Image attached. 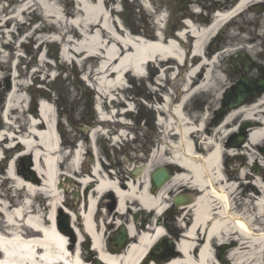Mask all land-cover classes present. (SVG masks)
<instances>
[{
  "label": "bare ground",
  "instance_id": "obj_1",
  "mask_svg": "<svg viewBox=\"0 0 264 264\" xmlns=\"http://www.w3.org/2000/svg\"><path fill=\"white\" fill-rule=\"evenodd\" d=\"M108 1L76 0L77 13L68 18L70 14L63 12L56 0H8L9 7L15 5L8 20L21 25L24 13L35 14L43 19V24L50 22V26L38 25L35 32H49L50 29L62 31L56 33L59 36L56 39L66 41L62 52L63 61L70 62L76 58L81 67L93 64L84 79L93 81L103 97L106 94L112 97L118 91L117 88L123 86L122 75L125 71L133 70L139 75L147 61L166 66L161 77L177 69L176 76L171 74L169 78L166 77L169 80V92L165 91L162 98L157 97V101H161L159 110H162H158L163 134L161 147L150 156V160L134 178L124 183L122 175L109 173L107 164L99 158L97 140L105 133L95 130L89 134L93 148L91 171L84 176L88 172L84 169L79 171L84 157L83 148L76 147L74 153L66 157L56 135L53 141L52 133L46 130L51 122L50 110L41 107L40 116H37L39 122L35 125L24 119L23 111L20 115L23 118L20 130L10 137L5 136L6 132L1 133L0 148L10 140L16 144L8 150L22 148L23 155L33 156L39 181L18 172L6 173L4 184L11 185L14 191L12 194L11 189L7 188L4 193L0 192V264H60V261L65 264H140L148 250L164 239L163 230L154 224L152 218L162 213L170 197L183 187H187L191 195L186 194L184 197L188 203L174 210L185 222L183 229L176 228L177 233H181V240L177 250L172 252L167 243L160 246L166 257L171 256L163 264H223L222 260H217L219 246H225L232 264H264V93L249 104L230 109L223 121L213 128L208 125L205 114L193 116L187 110V103L193 96L201 97L203 102H207L208 108L212 107L216 91L225 84L224 71L219 67L221 56L245 51L247 57L251 58L259 45L264 47V15H261L258 23L262 33L248 29L243 33L232 34L228 30L227 38L233 44L223 48L213 59H207L206 54L202 57L203 46L209 36L222 25L233 24L236 18L249 13L251 5L260 0H206L213 5L216 1L218 8L210 16L208 25L197 23L203 18L195 7L194 15L188 13L181 30L163 33L158 28L151 36L138 33L136 35L149 37L150 40L139 36L136 43L122 28L120 20L112 19L113 9L109 7ZM142 2L146 11L153 13L149 0ZM1 10L5 12V6ZM165 19L166 13H162L156 23L161 25ZM52 24H56V29ZM71 36L79 38L77 45L72 43ZM258 39H263V42H256ZM190 42L193 43L191 46L187 44ZM256 64L251 62L253 67ZM158 91L163 90L159 87ZM16 103V99L11 98L3 108L2 117L8 121V130L13 127L9 117L19 110ZM98 110L102 125L110 126L108 121L114 116L107 118L100 107ZM248 120H261L262 124H246L254 127L248 132L246 142L240 149L244 150L248 161L230 173L228 169H222L221 158L236 150L227 148L224 141L236 132L237 121ZM114 125L120 126L116 122ZM22 132L31 141L23 142L25 147L17 142ZM120 133L125 136L124 129ZM118 138L121 139L119 134ZM200 149L205 151L204 155L196 152ZM166 155L171 157L166 158ZM154 159L173 165L175 173L162 188L151 194L149 177ZM63 165L69 171L66 172L68 176L73 174L79 177L80 194L70 190L74 187L72 184L65 193L75 199L83 195V212L75 217L72 214L71 222L79 245L83 237L89 242L90 249L71 250L65 234L55 226V212L62 206V195L56 182L62 175L59 171ZM254 165L259 169L257 174L253 171ZM137 168L134 166V169ZM244 182H247V190L239 192L237 183ZM108 194L116 200L115 216L120 220L138 210L149 213L151 217L147 225L128 222L127 232L131 242L119 253L107 244L104 222H98L95 216L99 200ZM180 195L182 193L177 196ZM138 229L143 231L139 232ZM154 258L158 260L156 256Z\"/></svg>",
  "mask_w": 264,
  "mask_h": 264
},
{
  "label": "rangeland",
  "instance_id": "obj_2",
  "mask_svg": "<svg viewBox=\"0 0 264 264\" xmlns=\"http://www.w3.org/2000/svg\"><path fill=\"white\" fill-rule=\"evenodd\" d=\"M194 1L195 3L193 4V7L199 8L205 18V21L196 20L197 23H200L203 26L208 25L210 22V16H213L218 8H216V6H213L211 2H207L205 0ZM56 2L59 4L63 12H68L70 14V17L68 18H71L77 13L75 9L76 4L73 0H56ZM149 2L154 9V13L146 11V8H144L143 2L141 0H122L121 2L119 0H109L108 5L110 8H115L116 6L117 9L122 10V13L119 14L115 19H120L125 29H128L131 33L134 34L146 33L151 36L153 31L155 30V26L151 19H157L162 13L167 14V18L161 24L164 29L163 33H166V31L169 30H171L173 33L174 31L182 29L181 27H177V24L173 22L174 20L172 22L170 21L169 23L167 0H149ZM4 6L6 9L5 12H1V9ZM14 8L15 5L9 7L8 0H0V24H2L5 19H8L10 16H12ZM32 10L33 8L31 9V11ZM261 15H264L263 6H261L260 9L255 7L246 15L238 17L233 24L229 25L223 30V34L218 37V41L215 44L214 50L211 51L210 46L207 51H210L211 53H214L215 51L221 52V50L228 47L230 43L233 44V42H230L229 38H227L229 36V32L232 34L243 33L244 31L249 29L257 31L258 33H262L258 23V19L261 17ZM35 18L37 23L33 22L34 24L39 26L41 25V27L50 26V22L48 21L43 24V19L39 15H36ZM112 19H114L113 15ZM21 20L26 24L17 25L15 22L10 20L7 21L3 27H0V130L6 132L7 137L13 136L15 133L17 134V132L20 130V126L23 124L21 120L23 118L20 117L23 111L25 112L24 119H26L28 123H30L31 125L37 124L39 122V120L37 119V114L39 115L38 103L42 101L44 103L42 104V107L48 108V110H50L51 112V122L49 124V128L46 130L52 133L53 141L55 135L57 138L58 133V137L62 138L61 142L64 143V145L71 147H73V145L74 147L81 146L84 150V157L82 159L81 168H84L87 172H89L92 161L89 160L88 156L89 154H91V151H93V148L89 147L90 144L89 142H87V134L91 133L95 129L97 130V125L99 124L97 115L98 117L100 115V112L98 110L99 99L96 94L95 84L91 80L89 81L84 79L85 73H87L89 67L93 66V64H87L86 66L81 67L76 58H74L71 62H65L61 59L59 54L61 45H59V42L54 41L57 40L56 38H59L56 33L62 31H57V29L55 28L56 24H52V27H54L56 31L50 29L49 32L39 33L33 31V24L30 25L32 15H22ZM69 20L70 19H68V22H70ZM249 20L253 21V23L251 24ZM228 30L229 32L227 33ZM52 33L54 34L52 36L53 42H47L45 38L47 36H51L50 34ZM40 37H44L43 40L45 41L44 44H42L40 47H37L38 43L42 42ZM256 42H263V39H258L256 40ZM187 44L190 46V43ZM44 52H47L46 57L43 55ZM256 53L258 54L256 55ZM238 54L221 56L219 67L224 71L222 75L224 76L223 80L225 81V84L220 89H218V91H216L212 107L208 108L207 102H203L202 98L197 96H193L192 98H190L187 103V110L189 111V113H191V115L193 116H201L202 114H205V117L208 118V125H210L211 118H213V112L221 107V102L227 89L235 86L238 81L244 76L248 78H257L258 76V72L255 67L248 73H245L243 71L234 73L231 71V58L234 55ZM46 59H49V61H51V64L47 63ZM251 59L258 64H264L263 45H259L256 48L255 54L251 56ZM235 65L241 67V64L237 61ZM50 71H53V75L60 72H62V74L54 82L48 83L47 81L49 80V77L47 76V73ZM156 75L157 72L150 73L147 81H130V84L134 89L132 92H129L133 93V102L135 107L134 111L137 114H127L125 116V119L127 121L132 120V122L137 121L139 126L136 129L125 128L124 131L125 133L129 134L133 133V135L138 137L137 142H139V144L126 143L121 139L120 142L114 141V146H112L111 142L107 141L101 136H99L97 140V148L99 150L100 159H103L107 164H110L107 162V160H109V157H111L110 160H114L116 162V174L118 176L119 173H122L124 183H128L127 170L134 168V166H139L143 163H147L151 158L150 156L155 151H157L162 144L161 141L163 136L162 134H160L159 131H161V129L156 123L158 115V102L156 103L157 99L153 96V94H149V92L151 93V90L149 88H152L153 86L156 87V83L160 82V84L166 87L162 88L163 91L160 95H163L165 91H169V80L165 77V81H159ZM172 75H174V73H172ZM43 78H46V80L41 81V79ZM37 84H42V86H37ZM11 98L16 99V105L19 110L18 113L12 114L10 116V121L13 123V128L8 130L4 126L2 112L4 106L9 104ZM141 99L145 100L150 108L148 106L146 107L140 101ZM46 101L49 103L48 105H45ZM90 103L92 105L91 111L88 108ZM94 104L97 111H95V109L93 108ZM151 105L156 107L151 108ZM34 106L37 107L35 116L28 114V109L33 108ZM104 107L106 110L105 112H103V115L108 116L107 118L113 116L114 113L109 112L107 106ZM122 107H125L124 104H122ZM158 107L161 106L158 105ZM88 114L93 120L89 124L84 121V118H87ZM17 117L19 119L18 121H16ZM66 119H68V122L71 123L72 126H68L69 123L67 124ZM112 120H114V118H112ZM239 123L240 121H237L236 125ZM102 128L105 130H109V132L112 133L115 132L119 127L113 124L110 126H102ZM240 134H243L245 137L246 133L238 131L237 135ZM25 135V132H22L18 136V140L23 145H25V142H31L30 138H27ZM229 139H226L224 141V143L226 142V146ZM12 145H14V143L8 140L0 148V150L2 151V154L0 153V158L2 157V161H0V192L2 193H4L7 188L11 189L12 194L14 191L11 188V185L4 184L6 173L18 172L22 175L29 176L31 174H34V177L36 176L33 156L29 154L23 155L24 153L22 151V148L8 151L6 148L11 147ZM240 149L241 148H237L235 150L236 152L244 151ZM199 151L203 152V150L201 149ZM259 155L261 156L260 153ZM165 157L169 158L171 156L166 155ZM243 161H245V159ZM161 164L165 163L159 162V159H154L152 161L150 171H153L160 166H164ZM235 164L236 168L240 165H243V163L240 162H236ZM65 169L66 167H61L59 171L60 174L63 175L67 174L66 172H69ZM229 171L230 173H233L234 167L232 166V168H229ZM62 175L59 178V181L64 183L65 175ZM72 184H74L75 187L70 190H76L75 192H77V188L79 187L77 182L73 181ZM237 185L238 187H240L239 192L247 190L245 184L241 185L237 183ZM68 187L69 185L66 186V188ZM66 200L67 206L73 207L72 205H74L75 198L73 196H67ZM115 202L116 201L113 195L108 194L106 196H103L99 200L98 211L95 215L98 222H104V229H106L107 232V242L111 237V234L116 229L115 227H113L115 226V224L113 223H117L120 221L123 223H132L134 222L136 216L141 213L132 212L127 216H123V220H119V218L115 216L116 207L111 209ZM76 204V210H73L74 212H71L74 217L75 212L79 215L82 214V208L84 206V203L82 204L81 200ZM63 211L64 210H62V212ZM9 213L11 214L12 210L9 211ZM178 217V214L174 211L168 213V215L164 216L163 218V228L165 229V231H167L168 234L170 233L173 236L178 234V236L180 237V233H177L176 231L177 226H179L176 221ZM61 218V211H56L54 215L55 226L56 219L60 220ZM71 219L72 216L69 217V226H72ZM146 219L147 214L142 213V216L138 218L137 223L144 224L146 223ZM63 233L68 239V242H70L71 244V250L83 247L82 245H79L78 236L74 230L63 231ZM220 251L221 250H217L218 255L220 254ZM223 252L224 254H222L221 256L223 264L230 263L226 259L225 250H223Z\"/></svg>",
  "mask_w": 264,
  "mask_h": 264
},
{
  "label": "water",
  "instance_id": "obj_3",
  "mask_svg": "<svg viewBox=\"0 0 264 264\" xmlns=\"http://www.w3.org/2000/svg\"><path fill=\"white\" fill-rule=\"evenodd\" d=\"M249 65H244V70L248 71ZM261 74H263V77L259 78L256 81H252L247 78H242L238 85L226 92L224 95V100L222 101V107L217 112H215V119L212 121V125L216 126L218 125L221 120L223 119V116L232 108H237L241 106L244 103L250 102L255 97H258L262 93H264V71L259 70ZM245 139L238 138L236 139L231 145L235 147H239L244 143ZM139 171H136L135 174H137ZM169 174L164 169H160L156 171L151 176V185L152 190L159 189L164 185V183L168 180ZM182 203V200L177 199L175 201L176 205H179ZM126 232L124 229L120 230V234L113 239L114 245H116L118 248H121L124 246V242L126 240ZM152 253L154 256H156L159 259H163L166 257L160 246L156 245L152 249Z\"/></svg>",
  "mask_w": 264,
  "mask_h": 264
},
{
  "label": "flooded vegetation",
  "instance_id": "obj_4",
  "mask_svg": "<svg viewBox=\"0 0 264 264\" xmlns=\"http://www.w3.org/2000/svg\"><path fill=\"white\" fill-rule=\"evenodd\" d=\"M194 2V0H172V7L168 5L167 8L171 9V15L179 16L180 19L184 17V14L179 15L180 12L186 10V8L191 6ZM113 206H115V203Z\"/></svg>",
  "mask_w": 264,
  "mask_h": 264
}]
</instances>
